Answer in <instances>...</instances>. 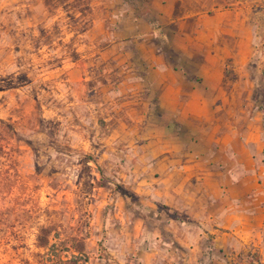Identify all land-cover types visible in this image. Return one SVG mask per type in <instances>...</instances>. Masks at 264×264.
Wrapping results in <instances>:
<instances>
[{"label":"rangeland","instance_id":"rangeland-1","mask_svg":"<svg viewBox=\"0 0 264 264\" xmlns=\"http://www.w3.org/2000/svg\"><path fill=\"white\" fill-rule=\"evenodd\" d=\"M145 2L0 0V264H70L73 247L86 264H264V0L241 6L252 55L222 64L221 126L242 125L247 152L197 169L212 183L193 181L182 213L146 193L160 173Z\"/></svg>","mask_w":264,"mask_h":264},{"label":"crops","instance_id":"crops-1","mask_svg":"<svg viewBox=\"0 0 264 264\" xmlns=\"http://www.w3.org/2000/svg\"><path fill=\"white\" fill-rule=\"evenodd\" d=\"M226 1L145 2L151 22L157 26L148 23L145 28L151 30L157 48L150 53L155 56L153 61L143 68L151 90L146 99L153 109L142 116L154 121L153 165L160 173L157 186L146 193L154 197L153 205L172 212L182 213L191 206L193 181L212 183L211 175L198 176L197 169L204 172L211 163L226 161L229 154L242 164L247 152L242 125L221 126L220 114L227 112L229 103L222 64L233 52L239 57L252 55L257 39L253 17L257 14L250 13L252 9L245 13L241 7L254 9V0L237 1L239 9L233 10L219 7V2ZM236 120H242L241 113ZM146 127L150 129V123Z\"/></svg>","mask_w":264,"mask_h":264},{"label":"trees","instance_id":"trees-1","mask_svg":"<svg viewBox=\"0 0 264 264\" xmlns=\"http://www.w3.org/2000/svg\"><path fill=\"white\" fill-rule=\"evenodd\" d=\"M49 231L47 229L42 228L39 235H37V241H38V247H41L46 250V254L50 256V253H48L50 250H53L55 245L53 243H49ZM68 249H66L67 251ZM81 248L73 247V253L71 254L70 258L66 261L70 264H86L87 260L84 259L82 261L80 254H83ZM54 252V250H53ZM50 258V257H49ZM51 260V259H50ZM83 262V263H82Z\"/></svg>","mask_w":264,"mask_h":264}]
</instances>
